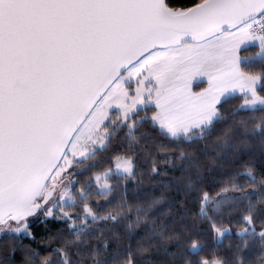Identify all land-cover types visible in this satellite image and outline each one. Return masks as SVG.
<instances>
[{"label": "snow or ice", "instance_id": "snow-or-ice-1", "mask_svg": "<svg viewBox=\"0 0 264 264\" xmlns=\"http://www.w3.org/2000/svg\"><path fill=\"white\" fill-rule=\"evenodd\" d=\"M242 45L259 51L241 58ZM256 63L259 70L252 68ZM195 76H206L209 87L194 94L189 80ZM237 91L241 110L264 112V0H199L186 8L174 7L172 0H0V234L31 238L30 218L38 216L42 223L67 224L74 239L53 250L58 259L44 257L39 264H137V255L149 252L157 238L164 244L179 241L178 233L153 225L135 250L129 245L109 260L103 234L96 237L100 243H91L95 230L89 231V221L118 223L123 214L100 215L89 204L90 193L93 181L97 194L105 196L112 191L110 179H134V156L114 154L109 167L80 188L75 177L82 173L72 169L95 161L117 130L127 128L135 140L143 123L170 139L204 140L226 124L223 104ZM149 105L154 114L141 116ZM240 123L242 133L227 124L220 130L219 147L233 146L238 133L243 139L236 147L246 146L248 136L264 137V116L252 128ZM175 158L188 161L190 154L181 150ZM242 175L247 186L231 182L222 189L240 195L218 196L212 209L232 211L237 202H247L242 214L247 227L236 234L242 243L234 258L202 256L203 246L192 239L187 251L198 258L184 264H250L245 250L256 238L261 247L256 264H264V227H255L264 212V176L257 181L252 167ZM210 203L203 193L199 215L208 217L220 240L230 229L208 216ZM142 221L149 223L146 212L128 229ZM38 256L31 252L30 264Z\"/></svg>", "mask_w": 264, "mask_h": 264}, {"label": "trees", "instance_id": "trees-1", "mask_svg": "<svg viewBox=\"0 0 264 264\" xmlns=\"http://www.w3.org/2000/svg\"><path fill=\"white\" fill-rule=\"evenodd\" d=\"M197 2L199 0H172L176 8L191 7ZM257 51H259L257 47L249 46L239 51V57H251ZM261 67L260 63L252 65L253 70H259ZM203 87L204 83L196 85L193 90L199 91ZM261 94L264 95V93ZM241 103V95L230 96L223 104V115L226 117L227 125L235 126L242 133L241 121L252 128L256 120L264 116V112L241 110ZM154 112V108L148 107L140 115L150 118ZM226 124H218L211 136L194 143L167 138L161 135L150 122L143 123L134 131L135 140L127 135L129 131L127 128L120 129L114 134L108 149L99 152L95 161H86L80 168L72 169L82 173L75 177L81 182L76 185L80 188L87 184L94 174L107 169L114 154L128 152L134 156V179L115 177L110 179L112 191L105 196L97 194L93 183L89 204L94 211L100 215H107L109 212L115 214L117 210H120L123 218L118 223L101 221L100 229L93 233L91 243H100L96 237L103 234L109 242L105 255L111 260L117 250L123 254L129 245L135 250L138 243H142L141 238L154 225L158 229L165 227L168 234L178 233L180 240L164 244L157 238L149 252L137 255V264H184V259L195 260L198 257L187 251L192 239H197L203 246V252L200 255L214 253L231 262L236 254L237 246L242 243L241 238L236 234L247 227L242 222V214L247 202H237V207L232 211H224V206L216 212L212 209L218 196L240 195L232 191L225 193L222 189L231 182L247 186L248 178L242 175L247 168L254 169L257 181L264 176V137L259 134L248 136L246 146L236 147L240 139H243L238 133L237 139L232 142L233 146L221 148L217 144L216 137ZM161 145L166 146L168 151H163ZM173 149L175 151H172ZM181 150L190 154L188 161L175 158ZM168 157L172 158L170 162ZM89 164L98 166L89 168ZM153 165L158 169L156 173L152 172ZM205 192L213 201L207 205L208 216H211L212 221L222 229H230V232L220 241H217L208 217L199 215L200 199ZM255 199L253 195L254 202ZM154 201L159 203L153 204ZM138 209L142 211L138 213ZM65 210L72 211L68 208ZM144 212L147 213L149 223L142 221L130 231L128 224L134 223L137 215H143ZM43 219L42 216L32 219L31 238L14 236V234H11L14 238H9L10 234L0 238V258L7 255L13 247L16 248L11 260L6 264H30L28 258L33 251L39 253L35 260V264H39L44 257L53 256V250L63 247L65 241L74 239L67 224L54 219L42 223ZM255 227L257 231L264 227V212L258 215ZM260 252L261 247L256 238L245 250L250 264H256ZM53 259L58 257L53 256Z\"/></svg>", "mask_w": 264, "mask_h": 264}, {"label": "rangeland", "instance_id": "rangeland-1", "mask_svg": "<svg viewBox=\"0 0 264 264\" xmlns=\"http://www.w3.org/2000/svg\"><path fill=\"white\" fill-rule=\"evenodd\" d=\"M245 48L243 45L241 46V49ZM240 49V50H241ZM239 50V51H240ZM239 51L237 53V55L239 56ZM204 83V87L202 89H200L199 91H194L193 88L196 86V85H199V84H203ZM209 87V83H208V78L206 76H195L194 78H191L189 80V90L192 92V93H200V92H203L204 90H206L207 88ZM234 95H242L240 94L238 91L234 94ZM230 97V96H229ZM148 107H152L155 109L154 105H149ZM259 107V106H257ZM156 111V109H155ZM95 187H96V191L99 189V185L95 184V182L93 181ZM110 184V182H109ZM31 219V222H32V219L34 218H30ZM100 223L101 221L97 222V223H91L89 221V231H92L93 229L94 230H98L100 229ZM229 233V232H227ZM225 233V234H227ZM7 235V233H4V234H0V238H2L3 236ZM20 237H26V235L24 234H20ZM28 237V236H27ZM217 239V238H216ZM221 240V239H220ZM220 240H217V241H220Z\"/></svg>", "mask_w": 264, "mask_h": 264}]
</instances>
